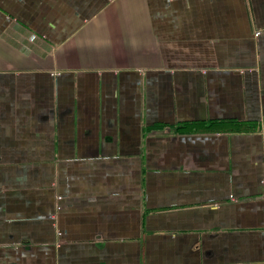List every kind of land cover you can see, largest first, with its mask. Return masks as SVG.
Returning <instances> with one entry per match:
<instances>
[{
    "label": "crops",
    "instance_id": "0c3cea01",
    "mask_svg": "<svg viewBox=\"0 0 264 264\" xmlns=\"http://www.w3.org/2000/svg\"><path fill=\"white\" fill-rule=\"evenodd\" d=\"M0 264H264V0H0Z\"/></svg>",
    "mask_w": 264,
    "mask_h": 264
}]
</instances>
